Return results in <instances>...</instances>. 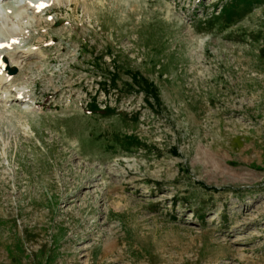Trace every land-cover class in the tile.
Here are the masks:
<instances>
[{
	"label": "rangeland",
	"instance_id": "obj_1",
	"mask_svg": "<svg viewBox=\"0 0 264 264\" xmlns=\"http://www.w3.org/2000/svg\"><path fill=\"white\" fill-rule=\"evenodd\" d=\"M48 1L0 0V264H264V0Z\"/></svg>",
	"mask_w": 264,
	"mask_h": 264
},
{
	"label": "trees",
	"instance_id": "obj_2",
	"mask_svg": "<svg viewBox=\"0 0 264 264\" xmlns=\"http://www.w3.org/2000/svg\"><path fill=\"white\" fill-rule=\"evenodd\" d=\"M262 2V0H228L225 5L222 7L219 14L214 16L212 19L213 23H226L230 24L234 20L238 19L237 16L241 15L242 11H245L249 9L254 4H259ZM209 22V21H208ZM210 26V24H209ZM112 74V73H111ZM111 83L114 87L116 86L117 78L115 73L112 74L111 77ZM132 81L133 84L130 85L133 88L138 87V91H141L146 96V102L150 103V99H154L156 102H160V97L157 88L152 82H149L147 79L142 77L140 74L136 73L132 75ZM88 111H90L92 114H100V115H110L113 112V110L109 107H105L104 109H101L98 104H96L95 101H93L91 104L88 105ZM128 144H132L133 141L137 140L135 138L128 137ZM137 147V146H136Z\"/></svg>",
	"mask_w": 264,
	"mask_h": 264
},
{
	"label": "bare ground",
	"instance_id": "obj_3",
	"mask_svg": "<svg viewBox=\"0 0 264 264\" xmlns=\"http://www.w3.org/2000/svg\"><path fill=\"white\" fill-rule=\"evenodd\" d=\"M44 2H48L49 3V1L48 0H43ZM53 5V4H52ZM50 6L49 4H48V6H49V10L47 11V15L48 14H51V13H53V12H55V11H57V10H59L57 7H54V6ZM44 9V8H43ZM4 25V24H3ZM4 28V27H3ZM8 28V27H7ZM9 29V28H8ZM11 29V28H10ZM7 30V29H6ZM5 30V31H6ZM12 30H13V28H12ZM16 31V29L14 30V31H11V32H15ZM10 34V33H9ZM16 34V33H15ZM10 37H11V35H9ZM10 39V38H9ZM14 39H16V38H14ZM18 41V40H17ZM19 42H20V40H19ZM19 42H17V43H19ZM12 43V42H11ZM15 44V43H14ZM19 49V48H18ZM17 49V50H18ZM8 52V51H7ZM5 51L3 52V53H1L0 54V57H5ZM12 64H13V62H12ZM4 74H3V77L0 79V84H2L5 80H6V78L8 79L7 80V82L8 81H12V82H16V81H19L20 80V77H11L10 75H8V73H7V70L5 71V72H3ZM2 74V73H1ZM23 75H26V69H24L23 68V73H22ZM5 76V77H4ZM22 76V75H21ZM5 83V82H4ZM3 85V84H2Z\"/></svg>",
	"mask_w": 264,
	"mask_h": 264
},
{
	"label": "water",
	"instance_id": "obj_4",
	"mask_svg": "<svg viewBox=\"0 0 264 264\" xmlns=\"http://www.w3.org/2000/svg\"><path fill=\"white\" fill-rule=\"evenodd\" d=\"M1 67L3 70H9V66H8V63H7V60L6 59H3V61L1 62ZM11 71V74H15L16 73V70H10Z\"/></svg>",
	"mask_w": 264,
	"mask_h": 264
}]
</instances>
